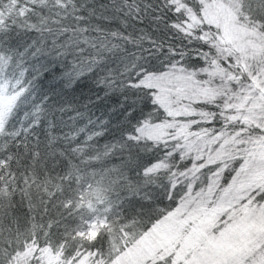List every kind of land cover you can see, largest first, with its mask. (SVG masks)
<instances>
[{"label": "snow or ice", "instance_id": "obj_1", "mask_svg": "<svg viewBox=\"0 0 264 264\" xmlns=\"http://www.w3.org/2000/svg\"><path fill=\"white\" fill-rule=\"evenodd\" d=\"M0 264H264V0H0Z\"/></svg>", "mask_w": 264, "mask_h": 264}]
</instances>
